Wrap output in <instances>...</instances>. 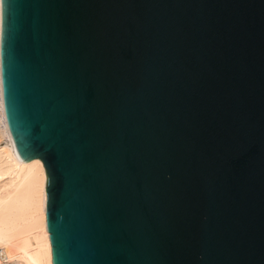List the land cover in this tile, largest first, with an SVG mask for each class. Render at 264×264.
<instances>
[{"label":"water","instance_id":"1","mask_svg":"<svg viewBox=\"0 0 264 264\" xmlns=\"http://www.w3.org/2000/svg\"><path fill=\"white\" fill-rule=\"evenodd\" d=\"M1 93L46 171L53 264H264V0H4Z\"/></svg>","mask_w":264,"mask_h":264},{"label":"bare ground","instance_id":"2","mask_svg":"<svg viewBox=\"0 0 264 264\" xmlns=\"http://www.w3.org/2000/svg\"><path fill=\"white\" fill-rule=\"evenodd\" d=\"M45 187L42 160L19 157L9 133L1 93L0 58V264H53Z\"/></svg>","mask_w":264,"mask_h":264},{"label":"snow or ice","instance_id":"3","mask_svg":"<svg viewBox=\"0 0 264 264\" xmlns=\"http://www.w3.org/2000/svg\"><path fill=\"white\" fill-rule=\"evenodd\" d=\"M0 3H4V0H0ZM2 21H3V16L0 15V23H2Z\"/></svg>","mask_w":264,"mask_h":264},{"label":"rangeland","instance_id":"4","mask_svg":"<svg viewBox=\"0 0 264 264\" xmlns=\"http://www.w3.org/2000/svg\"><path fill=\"white\" fill-rule=\"evenodd\" d=\"M1 264H15L14 262H11V261H4L3 263H1Z\"/></svg>","mask_w":264,"mask_h":264}]
</instances>
